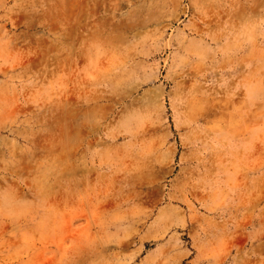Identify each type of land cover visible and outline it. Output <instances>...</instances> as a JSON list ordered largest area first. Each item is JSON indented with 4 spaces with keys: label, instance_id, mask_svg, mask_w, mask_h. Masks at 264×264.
<instances>
[{
    "label": "rangeland",
    "instance_id": "obj_1",
    "mask_svg": "<svg viewBox=\"0 0 264 264\" xmlns=\"http://www.w3.org/2000/svg\"><path fill=\"white\" fill-rule=\"evenodd\" d=\"M0 264H264V0H0Z\"/></svg>",
    "mask_w": 264,
    "mask_h": 264
}]
</instances>
